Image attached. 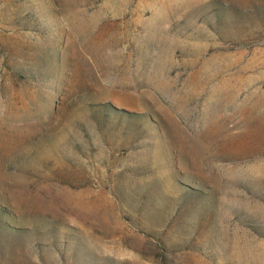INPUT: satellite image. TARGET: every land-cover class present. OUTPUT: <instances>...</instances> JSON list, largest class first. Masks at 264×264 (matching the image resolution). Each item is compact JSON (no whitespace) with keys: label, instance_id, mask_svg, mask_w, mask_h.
<instances>
[{"label":"rangeland","instance_id":"1","mask_svg":"<svg viewBox=\"0 0 264 264\" xmlns=\"http://www.w3.org/2000/svg\"><path fill=\"white\" fill-rule=\"evenodd\" d=\"M0 264H264V0H0Z\"/></svg>","mask_w":264,"mask_h":264}]
</instances>
